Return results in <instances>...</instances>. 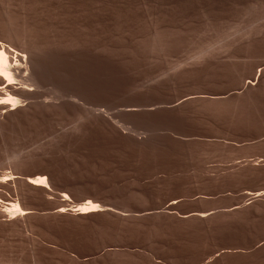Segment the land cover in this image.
Masks as SVG:
<instances>
[{
  "label": "rangeland",
  "instance_id": "rangeland-1",
  "mask_svg": "<svg viewBox=\"0 0 264 264\" xmlns=\"http://www.w3.org/2000/svg\"><path fill=\"white\" fill-rule=\"evenodd\" d=\"M190 4L220 8L197 10L199 25L188 23L183 6L168 10L160 17L168 28L158 32L153 0H0V19L27 12L42 26L40 35L51 34L45 60L53 80L41 91L48 101L54 94L56 105L58 96L71 104L69 111L58 107L49 120L28 119L0 136V173L25 178L41 172L51 190L45 197H18L31 212L23 230L0 223V264H264V202L243 197L264 189V170H244L264 166V82L240 88L246 79L255 85L264 40L248 45L245 57L221 58L231 61L228 68L196 66L204 59L218 63L226 41L264 33V0ZM204 91L239 96L188 107L196 114L184 122L176 113L126 114L118 133L97 122L86 127L94 115L119 105L139 109ZM230 103L238 106L232 113ZM165 135L217 148L195 160L164 143ZM61 194L67 205L90 200L111 212L98 224L54 216ZM170 198L177 199L176 215H215L204 228L175 223L162 215ZM141 210L157 215L121 218Z\"/></svg>",
  "mask_w": 264,
  "mask_h": 264
},
{
  "label": "bare ground",
  "instance_id": "bare-ground-1",
  "mask_svg": "<svg viewBox=\"0 0 264 264\" xmlns=\"http://www.w3.org/2000/svg\"><path fill=\"white\" fill-rule=\"evenodd\" d=\"M192 1L194 0H153L154 11L153 9L152 11L157 18L154 27L158 30V32L161 31L162 29H167L168 25L165 24L162 20H160L162 13H167L168 10H170V12H175L177 10H180L181 6H183L184 12L189 18L188 23L190 25H195V24L199 25V23L201 24V20L196 19V15L198 13L197 10L200 9L207 11L211 9L218 10L220 8V6L218 5L209 6V4L208 5L202 4L199 6L195 5L196 6L195 7L190 4ZM213 3L214 2H212V4ZM17 12H18L17 15L19 17L15 19L17 17L16 16L14 18L15 20L13 19V16L12 17L10 16L12 18L11 19L9 16L6 15L2 16V18L0 19V136L2 135V133H4V131L14 128L17 123H24L28 119H35L39 121L49 120L56 111V108L58 107L63 108L65 111H69L71 109V104L68 103L66 100H63L64 96L62 97V99H60L59 96L57 97L58 100L56 102L58 104L59 101L58 105H56L55 102H52L51 98L54 97L53 93H56L57 96V91L56 92L54 91L53 93H49L50 95L53 94V97L50 96L51 98H49L51 101H48L47 100L48 98L45 99L46 98V96L44 97L45 89L43 91L44 94L41 91V88L43 89V86L45 84H47L48 82H52L53 80L52 78H51L52 80L50 79L51 74L49 75L50 72H48L47 63H46L47 59L45 60V57L47 55L52 54V50L49 47H47V43H50L49 41L51 38L50 37L51 34L40 35V33L37 30L41 29L42 26L38 23L37 19L35 17H32L27 12H23V11H17ZM151 24L153 25V23ZM259 34H260L259 36L251 35L248 37L245 34L246 36L244 37L245 39L239 37L240 39L235 38L231 42L226 41L227 43L226 44L224 43L225 45L223 44L225 50L222 49L225 55L224 57H217L219 60L218 63L217 62L210 63L206 61V59H204L203 63L196 64L197 69L205 71V69L209 67V66L207 67V65H211L213 67L214 64L217 67L228 68L230 66L231 61L227 62L228 61L227 59H226L227 61L224 60L222 61L221 58L226 57V58L236 59L240 57H245L246 55L245 50L248 48V45H252L253 43H257L260 40H264V33L262 34L259 33ZM223 40H225V38L222 39V41ZM263 67L262 68L258 67L260 69L256 71V75L257 74L258 75L257 78H255L256 79L255 85L253 84V80L246 79L245 82L240 87L241 91H243L242 88H244V90L246 91L253 89L257 87L260 84V82L262 81L264 82ZM50 90L52 91V87L50 88ZM236 93L238 92L229 93L226 91L220 93H207V92L205 93L204 91L203 93H194V94L186 93L185 95L183 94L181 96L176 97L174 100L170 102H165V103L157 102L153 104H144L145 107L144 106H143L144 108L141 107L142 109L141 108L138 109L137 107L140 106L141 104L119 105L120 108L117 109L115 112L110 111L113 113L110 112L106 113L105 111L104 112L100 111L99 113L93 116L92 120L88 121L86 127H91V125L93 126V123L97 122L102 125L104 124L106 129H110L115 133H118V130L120 131V123L126 122V120L123 119V116L126 114H133V115L143 114V115L151 116L160 113H173V114L176 113L175 119L178 122L179 121L184 122L187 118H193L196 114V110H194L193 108L189 109L188 107H194L212 101L214 103H220V104H225L228 101L232 102L233 98L239 96ZM159 103L160 105H156ZM162 104H164V106H162ZM227 105L229 107L228 109L230 110L229 111L230 113L234 112L235 109L238 108V106L235 104L232 105L230 103ZM160 139L168 146H170L172 149L176 151H180L179 153H181V155L194 158L195 160H200L205 152H211L213 149L217 148V146L214 144H210V143L203 144L195 140V138L194 140L192 139L191 141H187V140L185 141V140H177V138L175 139L173 137L165 135V136H160ZM244 170L248 172H255V171L260 172L261 170H264V166L248 165L244 168ZM48 183L49 182L47 181V178L45 177L44 173L41 172L32 173L26 176L25 178H20L19 176L13 174L5 175L0 173V223L3 224L10 231L23 230V228H25L26 225V218L30 216L31 212L29 211L28 208L20 207L18 197L26 196L28 194L36 195L39 197H45L46 194L48 195L50 190ZM64 196H62L61 194L60 198L62 200L59 205L57 204L58 206L54 208L52 213L54 216H62L68 214L73 220L80 222L81 224H85V223L98 224L100 216L107 213L110 214L111 212V210H109L104 205H100L97 202H92L90 200L86 202L84 201V203L82 202L79 205L78 204L67 205L65 204V200L68 199V196L67 195H66L67 197ZM243 197H246L247 201L250 200L251 202L255 200L264 202V189L253 191V193H246L243 195ZM176 203H177L176 198L168 199L165 204V211H164L165 213L162 214L163 216H165L166 219L175 221V223L181 221H187V222L193 221L194 223L198 224L200 228H204L207 224L206 220L212 218L211 217L212 215L213 216L215 215L212 213L211 215H209L210 213H208L207 210H193V211L183 212L180 215H176L175 212L173 211L174 209H176L175 208ZM233 208L236 207L234 206ZM152 212L148 210H141L137 214L132 216L121 215V218L126 220L129 219L141 220L151 217L153 215L154 216L157 215L154 214L155 213L154 211Z\"/></svg>",
  "mask_w": 264,
  "mask_h": 264
}]
</instances>
